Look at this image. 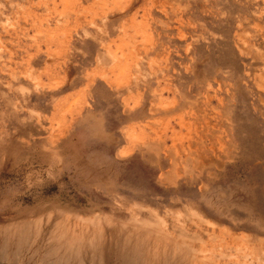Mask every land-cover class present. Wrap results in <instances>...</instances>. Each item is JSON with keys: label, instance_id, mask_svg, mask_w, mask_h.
<instances>
[{"label": "rangeland", "instance_id": "obj_1", "mask_svg": "<svg viewBox=\"0 0 264 264\" xmlns=\"http://www.w3.org/2000/svg\"><path fill=\"white\" fill-rule=\"evenodd\" d=\"M124 248L264 264V0H0V264Z\"/></svg>", "mask_w": 264, "mask_h": 264}, {"label": "bare ground", "instance_id": "obj_2", "mask_svg": "<svg viewBox=\"0 0 264 264\" xmlns=\"http://www.w3.org/2000/svg\"><path fill=\"white\" fill-rule=\"evenodd\" d=\"M3 151V150H2ZM114 253L115 250H109ZM51 252V251H50ZM119 264H141V257H139V253L137 250L133 248H124L118 250ZM67 262V261H66Z\"/></svg>", "mask_w": 264, "mask_h": 264}]
</instances>
